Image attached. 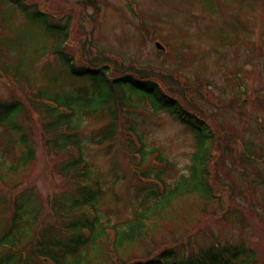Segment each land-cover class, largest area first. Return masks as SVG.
I'll use <instances>...</instances> for the list:
<instances>
[{
	"label": "rangeland",
	"instance_id": "rangeland-1",
	"mask_svg": "<svg viewBox=\"0 0 264 264\" xmlns=\"http://www.w3.org/2000/svg\"><path fill=\"white\" fill-rule=\"evenodd\" d=\"M26 2L36 7L41 4L43 10L49 5L58 11H61L59 6L67 7L61 17L72 27L67 54L76 58L75 64L91 62L103 52L137 69L151 68L158 79L173 73L174 78L180 79V86H185L184 89L189 86L190 99L197 95V88L203 87L200 91L206 104L198 106L211 112L212 122L219 133L231 135L232 157L224 159L220 150L216 159L227 165L234 163L236 173L224 180L217 178L214 169L211 175V185L217 195L221 194L222 201L217 198L209 203L197 196L178 203L172 214L163 215L159 221L149 224L146 243L142 241L123 251L126 262L130 264L145 259L148 249H154L151 254L154 257L174 239L189 233V238L182 239V246L179 245L182 250L199 252V249H209L214 244L244 246L256 252L258 264H264L263 230L258 226L259 218L264 216L261 207L264 187L260 183L264 177V0ZM58 40V37L50 39L39 24L29 21L15 5L0 0V102L15 99L28 102L26 97H30L31 92L23 89L27 83L42 88L49 96L87 84L85 78L71 76L52 50ZM156 42L167 50H158ZM4 71L8 76L14 75L22 86H15L7 80L6 74L2 75ZM29 113L33 118L24 120V132L35 144L37 159L17 173H9L6 167L0 166V176L6 180V184L0 183V239L8 227L17 195L33 193L48 223L52 221L46 216L50 199L73 189L54 177L41 135L40 120L34 111ZM133 118L144 141L140 144L144 150L153 152L148 153L150 155L143 163L139 164V159L127 150L129 137L125 130L129 125L124 124L123 119L114 142L85 146L92 169L105 187L99 212L103 222L110 225H123L141 207V197L145 196L147 189H158L155 184L140 179L144 170L149 168L154 172L160 169L164 164L159 159L162 157L169 165L164 180L171 184L181 174L188 173L186 170L192 164L191 158L196 150L195 135L172 115L166 112L140 113ZM108 121V116L92 119L84 123L82 132L84 135L97 132ZM2 133L4 131L0 128V140L4 139ZM20 136L16 135L15 143L11 144L18 155L24 149ZM250 143L251 147L248 146ZM248 149L253 160L250 164L241 157ZM241 191L245 192L243 197ZM235 193H238L236 200ZM35 198L29 205L33 214L36 213ZM235 206L252 214L256 223L244 229L242 225L245 223H238L236 217L229 218L228 212ZM32 216L26 219L31 220ZM37 228L38 224L35 225ZM26 232L30 236L32 231L27 229ZM190 237L191 243L188 242ZM98 250L99 257L92 264H116L112 260L119 256L110 250L106 240ZM4 254L0 246V259ZM108 257L113 259L109 261Z\"/></svg>",
	"mask_w": 264,
	"mask_h": 264
},
{
	"label": "trees",
	"instance_id": "trees-1",
	"mask_svg": "<svg viewBox=\"0 0 264 264\" xmlns=\"http://www.w3.org/2000/svg\"><path fill=\"white\" fill-rule=\"evenodd\" d=\"M6 1L21 10L29 21L39 24L50 39L59 38L52 50L69 69L71 76L85 78L87 84L68 91L61 90L56 96H49L41 90L42 88L38 89L35 85L27 83L23 89L31 92L30 97H26L28 102L23 99L0 102V128L4 131V139L0 140V166L6 167L9 173H17L36 161L35 144L28 134H25L23 125L25 119L33 118L29 112L34 111L40 120L41 135L47 148V157L53 166L51 170L54 177L70 187L73 186L70 193L61 192L50 199V210L46 216L51 217L52 221L48 223L43 218L39 202L33 197V193H24L25 195H17L14 198L12 216L0 239V246L5 251L0 259L1 264H92L99 257V245L105 240L108 246L110 245V250L119 256L116 260L110 254L112 262L129 264L122 255L123 251L142 241L146 243L149 224L159 221L163 215L172 214L176 211L178 203L192 197L198 198L197 196L209 203L217 198L222 201L221 194L217 195L211 185V175L214 169L215 173H218L217 178L224 180L230 179L231 174L236 173L234 163L227 165L226 162L220 163L216 159L220 150L224 159H230L233 155L230 143L232 146L233 143L229 133L218 132L212 122L211 112L198 106L201 103L206 104L203 103L200 91L203 87L197 88V98L193 96L194 98L190 99L187 91L189 86H186V89L185 86H180V79L174 78L173 73L158 79L151 68L137 69L138 67L121 63L103 52L91 62L82 61L83 63L75 64L76 58L67 54L72 41V27L70 22L61 17L65 15L64 10L67 7L59 6L61 11H58L49 5L48 9L43 10L41 4L37 7L35 4L28 5L26 0ZM62 11L63 14H59ZM6 76L15 86H22L14 75ZM158 112L172 115L195 135L196 150L191 158L192 164L186 170L188 173L181 174L171 184H167L164 174L169 165L159 157L164 163L160 169L152 172L147 168L141 174L142 179L155 180L156 183H152L158 189H147L145 196L141 197V207L137 208L131 219L123 225L104 223L99 205L104 197L105 187L102 179L92 169L85 146L114 142L121 130L123 119L124 124L129 125L125 130L129 137L127 150L138 158L141 164L153 152L144 150L140 144H144V141L133 117L140 113ZM102 116H108V124L97 132L84 135V123ZM18 134L21 135L20 143L24 146L20 155L14 152V146L11 145L15 143ZM248 146L251 147L252 144ZM241 157L244 162L252 163L247 150ZM152 177L154 178L151 179ZM2 182L5 183L6 180L0 176V183ZM160 182L162 187L158 184ZM260 183L264 187L263 176ZM239 193L242 196L245 192ZM235 194L236 200L238 193ZM34 198L36 213L33 214V208L29 205ZM261 207L264 208V203ZM228 214L229 218L236 217L238 223H245L242 225L244 229L251 223H256L252 214H247L237 206ZM29 215H33L31 220L26 219ZM224 218L227 219L228 216ZM259 220L258 226L263 230L264 239V216ZM37 224L39 228L35 229ZM25 229H31L30 236ZM189 235L187 233L181 238L177 237L170 246L163 248L154 257V249H148L145 259L130 264H258L256 252L244 246L218 244L211 245L209 249H199V252L182 250L179 245L182 246V239L189 238ZM191 239L190 237L189 243ZM110 259L108 257L109 261Z\"/></svg>",
	"mask_w": 264,
	"mask_h": 264
},
{
	"label": "water",
	"instance_id": "water-1",
	"mask_svg": "<svg viewBox=\"0 0 264 264\" xmlns=\"http://www.w3.org/2000/svg\"><path fill=\"white\" fill-rule=\"evenodd\" d=\"M158 47H159V48L161 47L160 44L158 45Z\"/></svg>",
	"mask_w": 264,
	"mask_h": 264
}]
</instances>
